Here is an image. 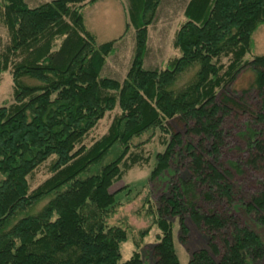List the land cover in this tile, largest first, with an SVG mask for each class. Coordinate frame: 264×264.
<instances>
[{
    "label": "trees",
    "instance_id": "trees-1",
    "mask_svg": "<svg viewBox=\"0 0 264 264\" xmlns=\"http://www.w3.org/2000/svg\"><path fill=\"white\" fill-rule=\"evenodd\" d=\"M99 1L31 8L26 0H2L10 44L0 52V76L12 68L14 103L0 108V264H146L138 251L122 262L127 234L108 226L119 205L111 189L139 163L133 141L155 130L171 134L174 120L195 140L183 146L184 136L172 133L156 157L151 181L174 178L179 160L187 177L168 181L170 195L161 198L153 264H180L171 220L180 221L185 239L186 217L207 238L189 264H264V239L236 216L241 208L264 230V181L249 196L236 184L248 162L264 164V55L245 60L264 25V0H189L174 41L180 57L160 71L146 70L144 58L162 0H128L125 30H135V53L122 83L101 75L117 40L97 44L85 25V6ZM223 57L227 66L219 64ZM193 69L192 82L180 87ZM246 70L255 75L257 105L242 129L229 128L236 108L246 106L232 90ZM116 109L107 134L89 149L80 146ZM235 137L250 160H224L223 147ZM48 161L52 176L31 191L29 176Z\"/></svg>",
    "mask_w": 264,
    "mask_h": 264
},
{
    "label": "rangeland",
    "instance_id": "rangeland-1",
    "mask_svg": "<svg viewBox=\"0 0 264 264\" xmlns=\"http://www.w3.org/2000/svg\"><path fill=\"white\" fill-rule=\"evenodd\" d=\"M54 0H26L29 7L50 3ZM90 1V0H88ZM189 0H162L159 5L153 23L148 27L147 52L144 58L146 70H165L170 63L180 57V53L174 47L175 36L181 26L185 23V8ZM84 20L87 29L94 34L97 44H103L112 40H117L113 53L107 58L106 65L102 71V77L110 78L122 83L130 70L135 53V30L130 25L126 31V24L129 23V3L128 0H100L94 5L87 4L84 9ZM10 44V35L3 24V4L0 0V52L5 53ZM264 55V25L257 29L253 35V48L245 58L252 61L257 56ZM221 65L227 66L230 58L223 57L219 61ZM10 68L0 76V108L10 107L14 103V85ZM196 69L190 70L180 78L179 86H184L192 82ZM255 80V75L250 70L243 71L233 85V93H236V101L240 97L244 99L246 106L242 109L236 108L231 120L228 121L229 128L240 127L250 119V114L257 105L255 92L251 91ZM231 98V94H229ZM120 111L116 109L112 113H107L103 120L85 137L82 144L87 149L107 134L110 125ZM170 133L180 134L186 139L183 146L188 141H194L195 137L187 134L186 125L181 120H174L168 123ZM227 126V124H226ZM235 132V131H234ZM171 134H166L161 130L150 132L139 139H135L131 145L130 153L139 158V163L131 170L125 172L121 181L117 182L111 189L112 193H117V209L115 214L108 220L109 227H119L127 234V241L120 245L122 262L131 259L135 251H138L146 264H153L152 251L158 243L160 230L154 224L158 219L161 198L170 195L168 184L171 181L177 182L179 178H186L187 174L182 170V163L177 161L171 166L170 172H174V178L169 174L165 178H158L151 181V174L156 167V157L164 154L167 144L171 139ZM224 151L225 161H236L240 158L243 162L250 156L244 154L245 146L238 137L227 141ZM185 156V155H184ZM113 155L107 162L112 161ZM132 159V158H131ZM184 159H186L184 157ZM185 164L187 160H184ZM259 168L253 164L245 167L244 175H237L236 184L243 189V195L249 196L257 192L259 185L264 181V171H261L262 161H258ZM51 162L48 161L38 168L28 178L30 190L33 191L42 185L51 176ZM264 165V164H263ZM257 167V166H256ZM123 168V167H122ZM169 181V182H168ZM242 184V185H241ZM241 185V186H240ZM40 204L33 213H37L46 205ZM200 205V204H199ZM236 216L241 219L243 226L256 230L264 239V230L256 226L255 221L241 208ZM173 224L174 244L180 264H189L191 256L202 249L207 248L206 236L196 227L193 221L185 218V224L189 234L185 237L181 231L180 221L171 220ZM149 230L146 236L142 232ZM182 238L185 244L182 243Z\"/></svg>",
    "mask_w": 264,
    "mask_h": 264
}]
</instances>
